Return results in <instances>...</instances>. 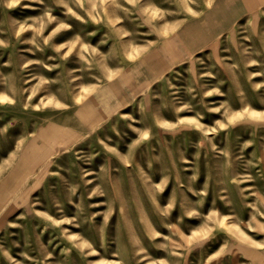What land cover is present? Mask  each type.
<instances>
[{
	"label": "rangeland",
	"instance_id": "374dc122",
	"mask_svg": "<svg viewBox=\"0 0 264 264\" xmlns=\"http://www.w3.org/2000/svg\"><path fill=\"white\" fill-rule=\"evenodd\" d=\"M0 264H264V0H0Z\"/></svg>",
	"mask_w": 264,
	"mask_h": 264
},
{
	"label": "crops",
	"instance_id": "0c3cea01",
	"mask_svg": "<svg viewBox=\"0 0 264 264\" xmlns=\"http://www.w3.org/2000/svg\"><path fill=\"white\" fill-rule=\"evenodd\" d=\"M187 33V37L189 36V32L187 31L186 32ZM207 34V36L206 37H204L205 39H204V41H206L207 39L208 40H210V35H209V33H206ZM189 38V37H188ZM191 39V38H190Z\"/></svg>",
	"mask_w": 264,
	"mask_h": 264
}]
</instances>
